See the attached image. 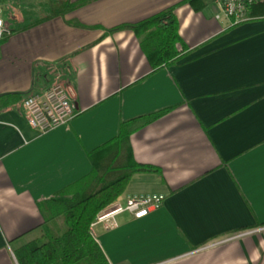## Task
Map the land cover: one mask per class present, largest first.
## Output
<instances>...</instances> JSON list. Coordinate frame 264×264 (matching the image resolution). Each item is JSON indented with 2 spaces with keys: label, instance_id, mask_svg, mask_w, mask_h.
<instances>
[{
  "label": "crops",
  "instance_id": "crops-1",
  "mask_svg": "<svg viewBox=\"0 0 264 264\" xmlns=\"http://www.w3.org/2000/svg\"><path fill=\"white\" fill-rule=\"evenodd\" d=\"M75 2L77 0H70ZM93 0L63 16L11 21L0 40V264L12 247L38 237L40 203L91 166L89 154L120 124L161 112L129 134L136 172L122 194L159 193L143 218L114 216L92 237L108 264H264V17L236 25L212 0ZM172 7L185 45L177 60L152 67L130 28ZM69 84L75 115L40 133L20 101L53 80ZM114 201V202H115ZM64 230L59 218L48 222ZM247 231L207 247L219 237ZM208 243V244H209Z\"/></svg>",
  "mask_w": 264,
  "mask_h": 264
},
{
  "label": "trees",
  "instance_id": "trees-1",
  "mask_svg": "<svg viewBox=\"0 0 264 264\" xmlns=\"http://www.w3.org/2000/svg\"><path fill=\"white\" fill-rule=\"evenodd\" d=\"M91 1L93 0H48V13L44 18L63 16ZM185 2L194 9L201 8L204 4V0ZM246 14L249 18L264 17V2L249 6ZM126 27L142 36L152 67L172 64L185 51L172 7L138 23L112 30ZM10 96L1 94L0 105ZM160 114L161 112L156 111L122 122L115 138L89 154L91 166L85 175L59 188L40 203L44 222L38 237H31L12 247L18 264H108L91 235L90 223L122 194L134 173L156 171L151 166L133 160L128 137L131 132ZM57 218L65 228L62 232L53 234L48 222Z\"/></svg>",
  "mask_w": 264,
  "mask_h": 264
},
{
  "label": "built area",
  "instance_id": "built-area-1",
  "mask_svg": "<svg viewBox=\"0 0 264 264\" xmlns=\"http://www.w3.org/2000/svg\"><path fill=\"white\" fill-rule=\"evenodd\" d=\"M219 7L220 15L229 20L230 25H236L249 19L247 8L264 0H212ZM12 33V25L2 16L0 8V40ZM20 109L27 124L40 133L68 123L75 115L73 96L69 84L56 79L42 89H31L20 101ZM164 199L159 193L131 195L122 202L115 201L100 211L90 223V232L93 227L102 223L106 228L116 226L114 216L121 212H129L133 218L140 219L157 208Z\"/></svg>",
  "mask_w": 264,
  "mask_h": 264
},
{
  "label": "rangeland",
  "instance_id": "rangeland-1",
  "mask_svg": "<svg viewBox=\"0 0 264 264\" xmlns=\"http://www.w3.org/2000/svg\"><path fill=\"white\" fill-rule=\"evenodd\" d=\"M47 1L48 0H0L1 13L2 16L6 15V18L11 21L16 20L23 22L28 19H33L37 15L40 16V14H42L40 11L44 9ZM92 229L94 231V227ZM246 233L247 231H236L229 235H225L210 241V243H206L204 247L215 246L232 239H237Z\"/></svg>",
  "mask_w": 264,
  "mask_h": 264
}]
</instances>
